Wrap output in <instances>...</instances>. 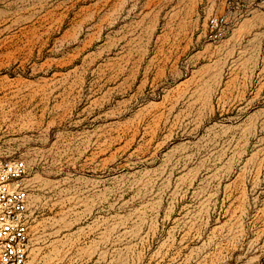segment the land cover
Masks as SVG:
<instances>
[{"label": "rangeland", "instance_id": "1", "mask_svg": "<svg viewBox=\"0 0 264 264\" xmlns=\"http://www.w3.org/2000/svg\"><path fill=\"white\" fill-rule=\"evenodd\" d=\"M12 158L30 264H264V0H0Z\"/></svg>", "mask_w": 264, "mask_h": 264}, {"label": "built area", "instance_id": "2", "mask_svg": "<svg viewBox=\"0 0 264 264\" xmlns=\"http://www.w3.org/2000/svg\"><path fill=\"white\" fill-rule=\"evenodd\" d=\"M27 173L28 166L23 159L0 160V264H30Z\"/></svg>", "mask_w": 264, "mask_h": 264}]
</instances>
